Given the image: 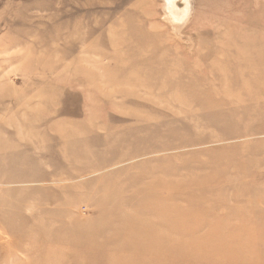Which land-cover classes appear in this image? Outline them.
I'll return each instance as SVG.
<instances>
[{
    "label": "rangeland",
    "instance_id": "1",
    "mask_svg": "<svg viewBox=\"0 0 264 264\" xmlns=\"http://www.w3.org/2000/svg\"><path fill=\"white\" fill-rule=\"evenodd\" d=\"M238 52L264 0H0V264H264Z\"/></svg>",
    "mask_w": 264,
    "mask_h": 264
},
{
    "label": "bare ground",
    "instance_id": "2",
    "mask_svg": "<svg viewBox=\"0 0 264 264\" xmlns=\"http://www.w3.org/2000/svg\"><path fill=\"white\" fill-rule=\"evenodd\" d=\"M234 64L239 67L237 76L239 77L240 81L237 89H239L238 91H240L241 94H238L235 98H231L227 95V98L229 97L230 99L228 98V101H226L230 104L236 103L243 106H248L250 104L257 105L259 103L258 95L262 92V90L264 91V82L261 84V88L263 89L259 88L260 81L264 76L263 62H260L259 60L256 61V59L245 58L240 52H238L236 54ZM243 67H246L248 70L245 72ZM250 68H252V71L254 72H250ZM225 91L227 94L232 92L231 87L227 88ZM236 98H238V101L234 102Z\"/></svg>",
    "mask_w": 264,
    "mask_h": 264
},
{
    "label": "water",
    "instance_id": "3",
    "mask_svg": "<svg viewBox=\"0 0 264 264\" xmlns=\"http://www.w3.org/2000/svg\"><path fill=\"white\" fill-rule=\"evenodd\" d=\"M165 2L171 22L176 26L182 25L189 14V0H165Z\"/></svg>",
    "mask_w": 264,
    "mask_h": 264
}]
</instances>
